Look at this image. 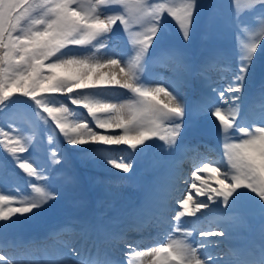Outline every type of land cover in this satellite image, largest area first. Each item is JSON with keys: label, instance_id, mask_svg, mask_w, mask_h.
<instances>
[{"label": "snow or ice", "instance_id": "6c2138e0", "mask_svg": "<svg viewBox=\"0 0 264 264\" xmlns=\"http://www.w3.org/2000/svg\"><path fill=\"white\" fill-rule=\"evenodd\" d=\"M205 6L202 0H0V113L7 114L15 97L26 98L57 138L89 159L102 156L125 174L122 180L134 171L135 158L152 147L148 142L160 141L169 154L176 151L186 116L188 127L210 121L222 148L218 159H199V148L185 145L182 155L191 153L193 160L190 174L174 171L169 187L150 191L133 210L137 223L128 228L117 231L88 222L52 228L49 236L68 232L77 239L58 240L57 256L49 264H264V112L258 124L240 116L258 49L264 56V0H246L242 9L239 0H231L235 69L217 58L196 67L187 54ZM257 15L259 23L246 22ZM117 27L127 37L125 56L109 45ZM170 28L178 30L184 47L170 44ZM150 49L152 62H172L169 83H153L145 76ZM211 70L230 72V81L222 89L213 87L208 83ZM197 77L201 94L189 107L183 89ZM116 96L125 98L117 102ZM260 98L264 100V87ZM48 143H54L51 135ZM0 146L25 174L29 189L23 195L0 192V226L41 218L45 206L59 197L51 177L62 162L59 148L50 147L49 166L38 167L24 155H30L32 140L11 124L0 127ZM117 151L123 153L118 159L113 158ZM244 190L253 194L249 199L258 208L261 235L258 245L237 251L231 241L234 229L244 225L235 212ZM144 215L147 219L140 220ZM206 216L215 227H199ZM149 224L163 230L157 235L163 243L142 247V241L127 238L129 230L142 231ZM194 233L200 239H192ZM0 262L13 264L3 254Z\"/></svg>", "mask_w": 264, "mask_h": 264}, {"label": "rangeland", "instance_id": "374dc122", "mask_svg": "<svg viewBox=\"0 0 264 264\" xmlns=\"http://www.w3.org/2000/svg\"><path fill=\"white\" fill-rule=\"evenodd\" d=\"M245 2L246 0H239V6L241 7V9L243 8ZM202 3L208 5V12L206 13L207 17L204 19L202 24L201 22L200 24L199 22H197L198 26L197 23H195L193 27V30H196L197 27L201 26L200 42L197 34L196 37L194 36V40L186 45L187 54L190 57L191 62L194 64V66L198 67V65L193 62L195 51L194 46L196 45V40L198 39V43L201 46L205 45L202 50L199 46L195 51L198 53L197 57L200 60L201 64L207 62L209 58L215 57L220 61V63L230 65L232 69H235V37L233 30L230 27L232 23H228L226 20L228 18L231 21V0H202ZM203 10L200 14L203 13ZM259 21L260 17L259 15H257L255 17H249L246 22L259 23ZM172 23L174 24V22ZM216 23L219 25L217 28L222 26V28L219 29L217 32V28H215ZM208 29L210 30L208 31ZM171 30L176 31L173 28ZM227 32L229 39L227 41L218 42L220 37H209L210 34L212 35L213 33L222 36H227ZM118 36L126 39L124 42H122V45L118 44L117 40H113ZM110 40H113L112 43L114 41L116 42V47H120L121 49L123 48L125 55H127L129 50V45L127 44V37L124 35L123 31L119 29V27H117L115 34ZM171 41H174V44H172V46H185L183 38L178 39L173 37ZM214 45H217V47H214ZM149 51L151 55V49ZM257 56L258 58L255 61H264V56L260 55L259 50ZM258 66L259 68L257 70ZM258 66L255 68L257 72L254 71L253 76L246 82L245 89L249 86L248 84H250V81H253L258 77H260L261 80L264 81V63L259 62ZM166 72L167 76L172 77L171 71ZM148 75L151 74L149 73L147 74V76ZM228 75H231V73L228 72ZM246 91L247 90H245L244 92ZM60 98L64 97L60 96ZM14 99L17 102L11 105L10 109L7 111V114L0 113V127H4L5 129H7L9 124H11L19 130L21 135L28 137L32 140L33 148L31 150L30 155L28 153H25L24 155L28 157L30 161L38 167L49 166L50 147L59 148L63 158L61 164L56 165L54 167V170L51 172L52 186L59 192L58 199L56 201L50 202L49 205L45 206V210L42 212L41 218L39 219L25 221L15 225H12V221H9L8 224L12 226H0V241L20 238V236H13L14 234H11L12 232H19L21 233L20 235H22L21 237H23L24 239H28L30 237L31 232L47 229L49 230L53 228L51 226H54V224L61 225L62 223H67L69 221L74 222L78 219L81 220L86 214H88V211L91 209L90 204H99V206L102 207V198H108L105 196V194L101 193L100 188L96 185L97 181H99L100 179L98 175L92 173L93 171H95V164L93 166H84L83 158H88V154L81 151L79 148L65 144L63 142V139H61L60 137L57 138L55 133H53L49 128H47L45 123L39 120L34 115V106L31 104V101L23 97H15ZM185 121L187 126L188 119H185ZM205 126L209 130L214 129V125L210 121L206 122ZM190 128L191 127H186L183 136H185L186 133H189L187 129ZM49 135H51L54 140V143L52 145H49L48 143ZM148 143L152 145V147L149 148L151 152H148L149 158L152 159L154 152H159L161 150L159 147V145H161V142L154 140ZM101 157L102 156H96L95 159ZM25 180V174L22 172V170L18 169L15 166L11 157L5 151H3L2 146H0V192H4L6 194L11 195H23L29 191ZM115 184L116 186H118V189L115 193L112 192L111 185L109 184H106L105 190L110 192V195L116 194V197L129 196L130 191H128L125 186L123 187V183L121 181H117ZM249 197L251 196L245 194L240 198V200L249 203V205H245L246 203H244L243 209H246L248 211H257L255 210V208L257 207L252 204ZM243 209L238 210L237 212L243 213ZM241 215L238 214V217L241 218ZM258 218L259 217H252L248 220V223L244 221V225H241L234 229V234L241 237V230L245 233H251L252 230L251 228H249V225H252L254 222H256ZM14 219L23 220V218ZM84 222L88 221L84 220ZM19 224L26 225L27 227H22L23 225Z\"/></svg>", "mask_w": 264, "mask_h": 264}, {"label": "bare ground", "instance_id": "6f19581e", "mask_svg": "<svg viewBox=\"0 0 264 264\" xmlns=\"http://www.w3.org/2000/svg\"><path fill=\"white\" fill-rule=\"evenodd\" d=\"M116 52H117V50H116ZM117 54L120 55L119 53H117ZM162 63L165 64V63H167V61L162 60ZM167 67H169V65H167ZM223 76H224V74L222 71L213 72L212 76L208 79V83H215L217 78L223 77ZM152 82H154V83H169L170 80H169V77H166V78L163 77V79H161V77L156 76V77L152 78ZM196 82L198 85L201 86L199 77H197ZM116 91H123V90L117 89ZM124 98L125 97H123V96L113 97V99H115L117 102H119L120 100H123ZM57 99H59L62 102H67L66 97L60 98V96H57ZM263 104L264 103H261L260 107L263 106ZM256 105H257V101H250L248 104V107L252 106L251 108H253ZM72 107L78 113H83L84 115H86L85 110L77 109V108H75V106H72ZM225 107H226V105H225ZM97 131H102V130H97ZM60 138L63 139L62 137H60ZM87 147L92 148V147H102V146L101 145H87ZM120 147L125 148L126 146H120ZM122 154L123 153L117 151L113 154V158H117V157L119 158ZM207 154H211L212 156H214V159L219 158V155H217L216 153H212L211 151H209L208 148L201 147L200 148L201 159H205V155H207ZM83 160H84V166H93L95 164L94 165L95 171H93L92 173L98 175L99 179H100L99 181H97L96 185H97V187L100 188L101 193L105 194V196L108 197V198H105V197L102 198V201H103L101 204L102 207H101V209H98L95 213L96 217H95V223L94 224L106 225L107 227L115 230L116 225L120 222V219L118 216L120 215V213L126 211L128 207L119 203V198L116 197V194L110 195V192L105 190V186H106V184L111 185L112 192L115 193L116 190L118 189V186H116L115 183L117 181H121L123 183V181L125 179L122 180V179H119V177H124L125 174L122 172H118V170H116V169H112L110 166H108L105 163V161L102 157L98 158V159H94V160H92V159L90 160L89 158L84 157ZM134 165L142 167L144 170H146L145 173L146 174L148 173V171L146 169V165L140 164L139 162H135V161H134ZM88 169H91V168H88ZM202 175H204V174H202ZM207 175H210V174H207ZM166 187H168V186H166ZM183 187H186V185H184ZM244 191L246 192V190H244ZM246 194H248L250 196L253 195V194L247 193V192H246ZM115 202H118V203H115ZM212 207L215 208L216 205H213ZM210 218L211 217L206 216V220L211 221ZM184 219L188 220L189 218H184ZM211 227H215V224L212 223ZM119 229H123V228H121V226H120ZM62 235L69 236L71 234L68 232H65ZM211 239H218V238H211ZM43 240H45V239H42V241ZM151 240L154 244L158 243V242L159 243L164 242L163 239L162 240H158V239L155 240V238H151ZM36 243H37V241L35 239H32L29 241V244L33 245L32 247H37L38 244H36ZM44 244L46 245V247H50V245L48 243L44 242ZM11 250H12L11 246L4 245L2 243L0 244V254H4L6 252H11ZM13 264H46V262L44 260H33V259H28L25 262V260L17 259L16 261L13 262Z\"/></svg>", "mask_w": 264, "mask_h": 264}]
</instances>
